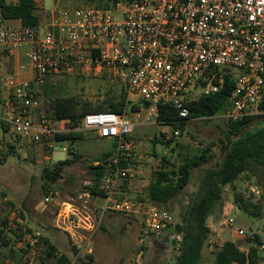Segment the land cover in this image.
I'll return each instance as SVG.
<instances>
[{
    "label": "built area",
    "instance_id": "obj_1",
    "mask_svg": "<svg viewBox=\"0 0 264 264\" xmlns=\"http://www.w3.org/2000/svg\"><path fill=\"white\" fill-rule=\"evenodd\" d=\"M71 1L33 0L37 12L46 10L49 15L34 26L0 23V47L10 53L26 48L27 60L0 77L1 120L23 144L38 148L44 160H49L58 134L94 131L98 138L113 140L112 157L106 162L107 172L99 186L103 201L99 211L141 214L148 233L158 237L171 222L169 213L149 204L142 210L140 202L117 193L118 182L135 174L132 167L122 165L131 159L134 147L130 118L125 113H89L75 127L58 128L36 90L52 77L107 76L126 94L148 103L149 116H157L159 106H170L179 120L188 121L185 103L190 96L196 91L200 96L216 94L220 89L215 83L218 75L232 73L228 108L221 116L237 121L260 114L264 0H80L84 6L69 7ZM45 3L52 7L46 9ZM19 73L30 77L19 79ZM85 196L89 197L87 190L81 197ZM0 212L6 213L0 230L16 252L3 264H37L48 254L54 258L63 255L41 230L29 227L15 208L8 206L1 192ZM68 213L65 206L57 217L61 223L72 222L70 229L63 230L77 251L70 260L74 264L82 254H92L91 233L98 221L77 209L70 220ZM226 224L232 232L245 235L232 217ZM258 250L259 264H264V226Z\"/></svg>",
    "mask_w": 264,
    "mask_h": 264
},
{
    "label": "rangeland",
    "instance_id": "obj_2",
    "mask_svg": "<svg viewBox=\"0 0 264 264\" xmlns=\"http://www.w3.org/2000/svg\"><path fill=\"white\" fill-rule=\"evenodd\" d=\"M69 7H82L85 2L73 0ZM52 4L45 3V8L50 9ZM40 20H46V12H36ZM43 16H42V14ZM25 52L26 48H22ZM27 62V60H26ZM14 55H10L3 48H0V77L4 73H12L22 64ZM111 88L119 90V83L111 81L107 76L100 77H52L51 82L44 87L40 86L36 90V96L44 107L50 100L62 97H76L83 102H90L93 107L100 105L104 93L100 90ZM107 96V94H104ZM128 105L124 108V113L130 118L134 127L130 134V139L134 141L132 157L127 161L128 166L132 167L136 173L128 178L130 190H120L121 198H126L138 204L142 210H146V205H152L146 199V189L151 182L154 172L166 167L168 171L175 170L187 157L198 156L204 150L207 151V163L194 169L191 173L188 185L167 204L156 206L167 211L171 222L169 226L158 236L148 233L144 226V216H126L118 213L106 212L91 240L93 251V262L86 258L84 254L79 258L82 264H173L178 255L179 241L176 239L177 226L181 225V215L195 199L198 190V182L205 168H215L222 160L221 146L224 141L223 131L226 130V122L222 116L212 118H190L185 121L182 130L174 129L169 125L157 122V116L148 115L150 105L140 100L138 97L128 95ZM198 91L190 97L197 98ZM139 105L138 112H131L130 107ZM0 116L4 117V105L0 96ZM264 118L259 117L253 121L249 128L255 129L260 126ZM2 121V120H0ZM60 121V120H55ZM174 131H178L175 135ZM85 136H95L94 132H84ZM21 145L19 146V144ZM15 145L16 152L9 156L6 161L2 156L7 152L8 146ZM77 145L83 156L79 160L67 166L61 173V177L52 183L46 178L44 169L52 168L57 161L65 160L68 154L63 148H75ZM71 144L67 141L55 143L51 158L44 160V154L40 155L30 146L23 144L11 132L4 130L0 124V192L17 211L26 224L42 231L48 229L49 220L54 217L58 204L67 202L73 204L83 215L93 214L94 208L97 210L102 206V199L93 198V204L86 206V199L82 196L85 190L87 177L84 167L91 164L99 156L100 150L114 149L113 140H93L87 139L79 144ZM20 148V149H19ZM166 158L168 162L162 160ZM264 180V178H262ZM235 189L226 186L223 189L221 202L210 215L209 224L213 230L210 234V242L204 247L201 264H210L213 251L225 241H233L239 245H245L247 238L257 234H262L264 226V187H257L254 179H249L246 175H240L235 182ZM256 188V190H255ZM254 190V191H253ZM237 192L249 198L253 203L259 204L261 213L259 217H251L239 211L233 203V194ZM45 198H50L45 202ZM86 206V208H85ZM5 212H0V224L5 219ZM232 217L237 227L245 231V235L239 236L231 231L226 221ZM39 222L42 224L36 225ZM36 225L38 227H32ZM50 238L57 244L60 250L69 254L71 249L69 238L62 233L50 232ZM216 234H220L217 236ZM141 240V242H139ZM210 246H214L212 250ZM132 250V254L129 251ZM140 252H142L140 254ZM12 246L2 248L0 245V264L8 258H13ZM140 254L137 260L136 256ZM126 255H131L133 262L128 263ZM122 257V261L119 258ZM88 261V262H87ZM90 261V262H89ZM39 264V263H37ZM46 264H51L47 261Z\"/></svg>",
    "mask_w": 264,
    "mask_h": 264
},
{
    "label": "trees",
    "instance_id": "obj_3",
    "mask_svg": "<svg viewBox=\"0 0 264 264\" xmlns=\"http://www.w3.org/2000/svg\"><path fill=\"white\" fill-rule=\"evenodd\" d=\"M0 20H19L21 25L34 26L39 23L33 0H0ZM208 69L205 75H208ZM52 78L46 81V87ZM234 75L232 73L219 74L216 84L220 86L219 91L211 96H198L186 101L185 106L190 118H212L223 115L228 108V97L233 87ZM203 81H200L202 84ZM42 85V86H43ZM106 95L102 96L100 105L93 107L90 102H83L76 97H56L44 106L47 113L54 119L65 122L69 127L78 125L83 117L89 113H124L128 105L126 93L119 89H100ZM147 105L146 102H144ZM260 114L248 115L237 121H227L226 130L223 131L224 141L221 146L222 160L215 168H205L198 182V190L195 199L189 208L181 215V225L177 226L176 232L180 234L178 255L173 264H201L202 251L207 244L210 230L206 226L207 218L212 214L215 207L222 200L223 189L230 186L235 189V182L240 175H246L254 179L257 187H264V120L255 129H250V124L257 118H264V97L259 103ZM131 112H138L139 105L130 107ZM157 122L169 125L174 129L182 130L185 121L179 120L177 112L170 106H159ZM0 124L4 130L8 129L3 121ZM81 132L69 131L56 135L57 141L74 140L80 138ZM16 147L8 146L7 152L2 160L16 152ZM207 149L198 156L185 158L175 170L168 171L166 167L154 172L151 182L146 189V199L153 205L161 206L167 204L177 194L181 193L188 185L191 173L194 169L208 162ZM72 158L57 161L52 168L43 171L47 179L54 183L61 177L65 167L71 166L80 159L76 153L70 154ZM163 161L168 162L166 158ZM107 162V161H106ZM106 162L97 166H85V175L90 182V195L100 197L99 190L102 177L107 172ZM122 165H128L123 162ZM235 207L251 217H259L261 207L253 203L249 198L235 192L233 194ZM9 207H13L8 203ZM3 222V220L1 221ZM10 240L0 230V245L9 247ZM260 236L254 234L247 238L245 245L247 251H242L240 245L233 241H225L220 248L213 251L210 264H259ZM70 264V259L63 254L54 258L48 254L41 258L39 264Z\"/></svg>",
    "mask_w": 264,
    "mask_h": 264
},
{
    "label": "crops",
    "instance_id": "obj_4",
    "mask_svg": "<svg viewBox=\"0 0 264 264\" xmlns=\"http://www.w3.org/2000/svg\"><path fill=\"white\" fill-rule=\"evenodd\" d=\"M42 12H46V10H41ZM37 12V11H36ZM40 12V11H39ZM42 14V13H41ZM46 14H48L47 12H46ZM42 16H43V14H42ZM38 17H39V22H42V21H44V20H40V16L38 15ZM0 23H3V24H6V25H12V26H17V25H21V23H20V21L19 20H0ZM1 48V47H0ZM6 51V50H5ZM7 53L8 54H10V55H14V57L16 58V59H20V60H22L23 61V63L24 62H26V58L24 57V53L25 52H23L22 51V49H18V50H14L13 52H8L7 51ZM17 66V65H16ZM15 69H16V67H15ZM14 69V70H15ZM18 77H19V79H28L30 76L28 75V74H26V73H19L18 74ZM2 119V117L0 116V120ZM56 125H57V127L58 128H64V127H67V124L65 123V122H63V121H56ZM88 132H94V131H88ZM82 133V135H81V137L80 138H77V139H74V140H64V141H67V142H70L71 144H79L80 142H82V141H86L87 139H93V140H109V139H102V138H98L97 137V135H95V136H92V137H87V136H85V134H84V132H81ZM94 134H96L95 132H94ZM58 142H61V141H57L56 140V143H58ZM15 146V145H14ZM35 150H36V152L40 155L42 152L40 151V150H38V148H36V147H34V146H32ZM63 150L64 151H66L67 152V154H68V158L67 159H69V158H72V156L70 155L71 153H76L77 155H79L80 156V159L79 160H83V156H82V154H81V152L79 151V149H78V147H77V145L75 146V148H63ZM112 152H113V149H112V147H110V149H106V150H100V154H99V156H98V158H96L91 164H89L88 163V165L87 166H89V165H91V166H97V165H99V164H103V162L105 163L106 161H108V160H110L111 159V157H112ZM51 154H52V152L49 154V159L51 158ZM8 158V157H7ZM6 158V159H7ZM6 159H5V161H6ZM78 160V161H79ZM74 164V163H73ZM135 173H136V171H135ZM129 179H126V180H121V181H119L118 182V184H117V193H118V196L119 197H121L119 194H120V190H130V187H128L129 186V184H130V181H128ZM86 185H88V186H86V188H85V190H87L88 192H89V197H87V196H85V203H86V206L87 207H90L89 205H91V204H93L92 202H91V200H94L93 199V197L90 195V189H89V186L91 185L90 184V182L88 181V179H87V181H86ZM84 190V191H85ZM83 192V191H82ZM94 198H96L95 199V201L97 200V199H99L100 197H94ZM101 199V198H100ZM50 200V199H49ZM49 200L47 201V202H49ZM46 202V201H45ZM65 206H68L69 207V213H68V218L70 219V220H74V216H73V214H74V212H75V210L77 209L73 204H71V203H67V202H62V203H60V204H58V206H57V209H56V212H55V214H54V217L52 218V219H50L49 220V227H48V229H46V230H43L42 229V232L48 237V239L55 245V247L57 248V249H59V247L57 246V244L56 243H54V241L50 238V232H52V233H55V234H57V233H62L63 235H64V237H66V238H69L68 240L70 241V244H71V249H69V250H72V251H70V253L69 254H67V253H65V252H63L62 250H60L63 254H65V255H67L68 257H69V259L70 260H73V258H74V255L77 253V251L75 250V248L72 246V243H71V239H70V236H69V234L65 231V230H63V229H70V225L72 224V222H70V223H61V222H59L58 221V217H57V214H58V211L60 210V209H62V208H64ZM86 206H85V208H86ZM76 208V209H75ZM100 209V208H99ZM99 209L97 210L96 208H94V212H93V217L94 218H96V220L98 221V226H99V224H100V222H101V220H102V218H103V215L105 214V213H103V214H101V212L99 211ZM67 218V219H68ZM210 216L207 218V220H206V226L209 228V230H210V233H209V238H208V240H207V243H209L210 242V234L213 232V230H212V228H211V226H210V224H209V220H210ZM26 222V221H25ZM68 222V221H67ZM36 225H38V224H42V223H39V222H37L36 221V223H35ZM36 225H32V227H38V226H36ZM98 226L96 227V229L94 230V232L93 233H91V240H92V236L94 237V235L97 233L96 232V230H97V228H98ZM38 228H40V227H38ZM94 234V235H93ZM217 236H220V234H216ZM139 242H141V240L139 241ZM222 244H219V246L216 248V249H218V248H220V246H221ZM2 247V246H1ZM214 246H210V249L212 250V248H213ZM2 248H5V247H2ZM242 251H247V246L246 245H240V247H239ZM13 251V255H16V252H15V250L13 249L12 250ZM132 252V250L131 251H129V253L130 254H132L131 253ZM142 252H140V254H141ZM92 254H93V251H92ZM92 254H90V255H87L86 256V258H88V259H90L92 262H93V258H92ZM140 254H138L137 256H136V259L138 260L139 258H140ZM259 255H260V253H259ZM126 259H128L129 261H128V263H130L131 261L133 262V258H132V256L130 255H126ZM123 259H122V257L121 258H119V261H122ZM88 262V261H87ZM90 262V261H89ZM83 262L79 259V258H77V260L74 262V264H82ZM93 264V263H92ZM232 264H237V263H232Z\"/></svg>",
    "mask_w": 264,
    "mask_h": 264
}]
</instances>
